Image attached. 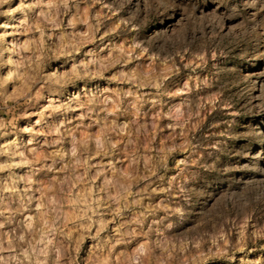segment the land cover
Segmentation results:
<instances>
[{"label":"rangeland","instance_id":"rangeland-1","mask_svg":"<svg viewBox=\"0 0 264 264\" xmlns=\"http://www.w3.org/2000/svg\"><path fill=\"white\" fill-rule=\"evenodd\" d=\"M0 264H264V0H0Z\"/></svg>","mask_w":264,"mask_h":264}]
</instances>
